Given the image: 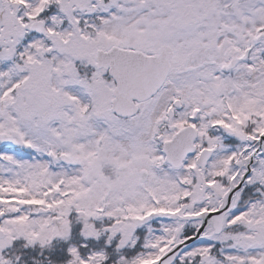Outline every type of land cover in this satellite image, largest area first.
<instances>
[{
    "label": "snow or ice",
    "instance_id": "snow-or-ice-1",
    "mask_svg": "<svg viewBox=\"0 0 264 264\" xmlns=\"http://www.w3.org/2000/svg\"><path fill=\"white\" fill-rule=\"evenodd\" d=\"M0 264H264V0H0Z\"/></svg>",
    "mask_w": 264,
    "mask_h": 264
}]
</instances>
